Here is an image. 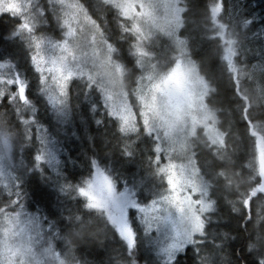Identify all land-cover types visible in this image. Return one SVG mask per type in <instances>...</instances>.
I'll return each mask as SVG.
<instances>
[{
	"label": "trees",
	"instance_id": "1",
	"mask_svg": "<svg viewBox=\"0 0 264 264\" xmlns=\"http://www.w3.org/2000/svg\"><path fill=\"white\" fill-rule=\"evenodd\" d=\"M79 1L100 27L103 20L96 11V4L115 20L116 32L110 38L123 51L119 54L116 51V57L123 54L126 86L133 93L135 77L138 81L144 73L139 65L138 44L141 38L138 32L132 30L130 19L123 17L109 1ZM182 1L186 11L179 33L186 38L189 55L198 63L201 73L213 87L208 102L218 112V125L225 133V145H212L200 129L203 141L196 148V159L210 182L211 195L217 207L204 215L208 221L207 235H197L194 240H203L204 243H193L191 248L178 255L176 264H247L245 250L241 247L245 241L264 251V189L261 188L263 178L257 144L258 139L264 142V32L253 34L239 15L241 5L247 0H224L223 11L220 10V0ZM194 3L198 6L192 7ZM258 3L259 0H251L250 5L256 9L257 20L264 18V8H257ZM41 20L44 21L43 18ZM60 21V17L56 23L50 19L51 27L44 23L39 25H44L42 31L52 36L51 31L63 32ZM23 22L22 16L11 10L0 13V26L4 29L0 33V58L6 56L4 61H11L25 71L26 81L30 85L27 95L33 102V107L26 110L17 93L0 90V97L7 95L11 98L10 103H0V136H8L13 161L25 163L23 168H15L14 182L9 192L5 187H0V214L26 206L25 198L29 195L34 201L30 208L38 210L40 216L53 223V238L57 235L63 240L62 250L77 249L72 257L80 264H108L109 258L115 260L119 253L126 254V248L110 230L114 225L104 212H99V224L94 222L90 234L80 236L81 223L76 222V216L90 212V216L96 218L97 212L86 211L90 204L86 195L78 189L84 187L85 192H89L98 176L110 177L117 183L116 187L124 181L139 189L145 182L150 190L139 199L146 203L155 193L167 187L162 160H158L157 141L151 132H123L103 96L98 94L96 98L88 100L91 90H86L87 83L83 85L78 82L79 78L65 91L63 112L73 113L76 123L72 125L64 117L59 118L60 111L52 106L47 93L39 91L42 87L35 80L38 72L32 56L34 50L25 53V58L17 52L15 42L21 37V27L15 26ZM118 24L122 30L118 29ZM35 25L32 22V27ZM137 40L139 43L136 45ZM230 51L232 54L228 59L227 53ZM172 55L174 60L168 66L179 58L174 52ZM91 89L92 95L95 94L96 87L92 86ZM77 91L85 102L74 100V92ZM93 103L97 105L95 110L91 107ZM32 115H36V121L31 119ZM44 115L58 126L54 128L47 122V131L42 128L41 120L46 122ZM97 120L101 123H97ZM51 126L54 131L49 129ZM62 128L67 130L63 134L59 132ZM49 146L53 150L45 149ZM129 151L133 155L126 157L124 152ZM36 152L44 157L38 162L39 167L34 159ZM93 159L97 161L94 166L91 163ZM99 167H102V171ZM92 176L94 180L87 182ZM119 194L122 198L120 191ZM129 198L135 201L136 193ZM249 200H253L250 212L246 203ZM73 204L82 207L73 212ZM246 215H250L251 219L245 224ZM70 216L71 222L68 221ZM131 221L137 232L135 254L139 264H168L163 254L155 255L139 219L132 217ZM99 228V234L95 237ZM232 237L236 238L235 244ZM195 247L200 249L199 255Z\"/></svg>",
	"mask_w": 264,
	"mask_h": 264
},
{
	"label": "rangeland",
	"instance_id": "2",
	"mask_svg": "<svg viewBox=\"0 0 264 264\" xmlns=\"http://www.w3.org/2000/svg\"><path fill=\"white\" fill-rule=\"evenodd\" d=\"M107 1L125 17L124 5L127 0ZM142 3V12H132L131 19L125 17L130 19L132 30L137 31L141 38L136 45L140 44L139 65L144 73L138 81L135 77L133 93L126 86L123 54L117 58L116 52L112 51V46L115 45L118 54L123 52L110 38L116 32L115 20L99 4L95 8L102 15V27L88 14L79 0H0V10H11L22 16L24 22L20 30L21 37L15 42L17 52L25 58V53L34 50L32 56L36 68L40 70L35 80L47 93L52 106L60 111L59 118L64 117L72 125L76 123L73 113H63L66 97L65 92L60 89L65 87L67 91L68 86L79 78L78 82L83 85L91 83L96 87L95 94L92 95L91 89L87 99L96 98L98 94L103 96L107 108L118 119L123 132L154 134L160 153L158 160H162L167 187L154 194L151 199L153 202L145 207L141 215L154 222L152 232L168 249L161 252L168 260L169 252L175 254L185 240L194 241L197 235H201L195 231L199 225L197 217L204 219L205 214L212 212L214 202L217 207L211 195L210 182L196 159V148L203 141L200 129L209 142L217 147L225 145V133L219 128L217 110L208 102L213 87L201 73L198 63L189 55L187 40L179 33L183 25L185 4L182 0H142ZM59 17L62 19L60 24L64 33L55 30L51 31L53 37L45 34L42 27L46 24L51 27L49 20L55 22ZM32 22L36 24L33 27ZM40 23L44 25H39ZM134 24L136 27H133ZM118 29L122 30L120 24ZM172 52L178 54L179 58L168 66L174 60ZM231 52L227 53L228 59ZM166 66L168 67L162 68ZM69 72L74 75L69 76ZM41 76L45 78L43 85L40 82ZM25 77V71L11 61H0L1 92L13 90L19 95L20 86L24 83L30 86ZM73 98L77 102L86 101L78 91L74 92ZM22 103L26 110L33 107L29 96ZM44 120L46 122L41 120L40 124L43 123L44 127H41L46 131L47 122L54 128L58 126L46 115ZM52 126L50 130L53 129ZM66 131L64 128L59 130L62 134ZM257 144L261 165L264 142L258 139ZM45 149L53 150L50 146ZM13 160L11 142L3 134L0 136V187H5L7 192L14 182L15 168L20 169L25 165L22 161ZM98 169L102 171V167ZM94 178L89 177L87 182H92ZM152 182L155 183V179ZM125 184L127 191L122 188ZM116 185L110 177L98 176L90 186V191L84 193L88 199V202L85 201L92 206L86 208V211H96L97 214L96 218L88 216L87 221L79 222L91 223V227L86 230L80 227V236L90 234L95 226L94 222L99 224V212H104L115 228L127 240H132L133 236L127 226L125 204L127 207L132 206L131 202L134 200L129 196L136 193L137 188L124 181L119 185L120 188ZM147 185L144 182L139 187L140 196H145L150 190ZM261 188L264 189V180ZM26 197V206L14 212L0 214V264H80L72 257L77 249L73 247L62 250L63 240L57 235L53 238V223L40 216L38 210L31 209L30 204L34 201L31 196ZM71 207L76 212L82 206L73 204ZM162 218L167 219L165 221ZM156 222H160L159 233L156 231ZM99 230L100 228L94 234L95 237ZM172 244L175 247L168 248Z\"/></svg>",
	"mask_w": 264,
	"mask_h": 264
},
{
	"label": "snow or ice",
	"instance_id": "3",
	"mask_svg": "<svg viewBox=\"0 0 264 264\" xmlns=\"http://www.w3.org/2000/svg\"><path fill=\"white\" fill-rule=\"evenodd\" d=\"M250 5H251V0H247V3L242 4L239 15L245 21L246 28L249 31H251L253 34H255V32H257V31L264 32V18L257 20V18L255 16V10L256 9L252 8ZM197 6L198 5L196 3H194L192 5V7H197ZM17 7H19V6L17 5ZM256 7L257 8H264V0H259V3L256 5ZM143 8H144V5L142 3V0H127V2L124 5V16L131 19L132 18V16H131L132 12L140 13L143 11ZM224 9H225L224 0H220V10L223 11ZM184 11H186V9ZM0 13H4V11L0 10ZM21 26L22 25L18 24L15 27L18 28ZM133 27H136V25L134 24ZM3 31H4L3 27L0 26V33H2ZM70 34H71V32H69V35ZM112 51L113 52L118 51V49L115 45L112 46ZM5 58H6V56H4L3 58H0V60H4ZM35 70L38 73L40 71L38 67L35 68ZM68 75L72 76V75H74V73L69 72ZM44 79L45 78L43 76H41L40 82L42 85H43ZM27 87H28L27 83H24L23 89H24L25 98L28 97V95L26 94ZM68 87H70V86H68ZM91 88H92V85H91V83H89L86 86V90H91ZM39 91H42V89H39ZM60 91L65 92V87H61ZM69 99H70V97H69ZM10 100H11V98L7 95L0 97V103H3L4 101H7L8 103H10ZM91 107L93 110H95L97 105L95 103H93L91 105ZM31 119L33 121H36V115H32ZM97 123H101V121L97 120ZM29 139H32V137H29ZM124 155L126 157H131L133 154L129 151V152H124ZM34 159L37 162V167H39L38 162L42 161L44 159V157L39 152H36ZM91 163L94 166L97 163V161L95 159H93L91 161ZM126 185L127 184H125L122 187L123 191H127ZM117 187L120 188L121 186L118 185ZM78 191L81 194H84L85 188L80 187L78 189ZM139 196H140V190L137 189L136 190V199H135V201L131 202L132 206L127 207V204H125V207L127 208L126 213H125L126 220H127V226H128L129 231L131 232V234L133 236V239L131 241L127 240L125 235L123 233H121L117 228H115V226H113L110 229L123 242V245L126 248V254L119 253L118 259H115V260L112 258H109L108 264H121V262H123V264H139V261L136 257V254H135L136 248H137V232L132 226V223H131L132 217H138L139 218L140 224L143 227V233H144L145 237L147 238L148 243L153 247L156 256H158L161 252L168 250L162 245L159 237L153 234L152 228L154 226V222L152 220L147 219L145 216L141 215V212L144 211L145 207L147 205H150L153 201L150 199L146 203L141 202L139 199ZM254 199L255 198H253V200ZM253 200H249L246 202L247 203V209L249 212L251 211V205L253 203ZM88 207L91 208L92 206L89 205ZM212 209H213V211L216 210L215 202L213 203ZM90 215H91L90 212L86 213L84 216L77 215L76 216V222L79 223L81 221H87V218ZM162 219H164L166 221L167 218H162ZM250 219H251V216L246 215L244 217L245 224ZM71 220H72V217L71 216L68 217V221L71 222ZM197 220L199 221V225L195 229V231L199 232L202 236H206L207 235L208 221L203 219L200 216L197 217ZM225 223H227V220H225ZM81 227L86 230L87 228L91 227V223L90 222L81 223ZM155 227H156L157 233H159L160 232V222H156ZM249 239H251V237H249ZM193 243L203 244L204 241L203 240H196V241L185 240L184 244L181 245L177 249L175 254H172L171 252H169L168 264H176L178 255L182 252H185L187 249L191 248ZM232 243L233 244L236 243L235 237H232ZM171 247H175V245L172 244V245L168 246V248H171ZM241 247L245 250L247 264H264V251H261V249L258 246L253 247L250 243L245 241ZM195 249H196L197 254L199 255L200 249L198 247H195ZM101 254H103V253H101Z\"/></svg>",
	"mask_w": 264,
	"mask_h": 264
},
{
	"label": "water",
	"instance_id": "4",
	"mask_svg": "<svg viewBox=\"0 0 264 264\" xmlns=\"http://www.w3.org/2000/svg\"><path fill=\"white\" fill-rule=\"evenodd\" d=\"M19 97H20L22 102H24L26 100L25 95H24L23 86L19 87ZM261 175H262V178L264 180V153H262V159H261ZM116 220H117V222L120 221V219L118 217L116 218Z\"/></svg>",
	"mask_w": 264,
	"mask_h": 264
},
{
	"label": "flooded vegetation",
	"instance_id": "5",
	"mask_svg": "<svg viewBox=\"0 0 264 264\" xmlns=\"http://www.w3.org/2000/svg\"><path fill=\"white\" fill-rule=\"evenodd\" d=\"M128 239V238H127Z\"/></svg>",
	"mask_w": 264,
	"mask_h": 264
}]
</instances>
